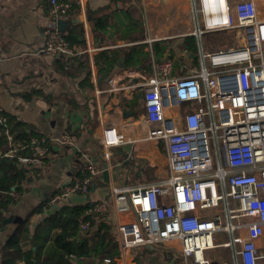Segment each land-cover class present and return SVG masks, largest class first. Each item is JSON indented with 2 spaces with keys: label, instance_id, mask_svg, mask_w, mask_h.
Here are the masks:
<instances>
[{
  "label": "built area",
  "instance_id": "obj_1",
  "mask_svg": "<svg viewBox=\"0 0 264 264\" xmlns=\"http://www.w3.org/2000/svg\"><path fill=\"white\" fill-rule=\"evenodd\" d=\"M48 1L42 53L51 59L72 57L78 51L56 25L66 18L68 5ZM189 7L185 36L195 38L196 63L181 50L180 57L189 63L176 66L172 47L166 49L155 62L154 77L140 85L142 124L102 129L105 160L112 147L161 141L167 164L166 176L111 187L106 200L88 202L95 221H103L109 209L115 216L111 230L119 257L104 259L105 264H122L123 253L141 245L173 252L190 264H264V18L254 0H189ZM219 32L233 33L234 43L206 48L203 36ZM5 123L0 113V125ZM5 134L7 156L27 148L31 155L19 156L20 166H45L50 151L46 138L32 137L21 146ZM59 142L71 145L68 132ZM98 175L85 166L53 201L86 193ZM119 214L133 218L121 221ZM89 225L86 221L81 227ZM216 249L227 258H211Z\"/></svg>",
  "mask_w": 264,
  "mask_h": 264
},
{
  "label": "crops",
  "instance_id": "obj_2",
  "mask_svg": "<svg viewBox=\"0 0 264 264\" xmlns=\"http://www.w3.org/2000/svg\"><path fill=\"white\" fill-rule=\"evenodd\" d=\"M76 2L79 5L76 16L62 19L67 24L58 31L62 34L73 24L81 25L90 70L89 86H84V73L68 77L55 65V59L42 53L43 30L49 22L48 0H0V113L27 125L50 144L45 166L32 182L23 186L22 194L4 214L5 218L24 219L34 206L51 200L60 187L80 177L85 166L99 171L86 193L77 192L49 202V206L54 205L52 209L33 214L29 220L31 230L53 214L55 206L100 202L108 198L111 187L136 186L167 174L164 142L112 147L105 160L102 129L124 122L142 124L140 85L154 77L155 62L161 57L154 55L155 42H167L173 48L178 54L176 66L185 62L178 45L188 31L189 0ZM254 2L258 16L264 18L260 9L264 0ZM138 32L141 34L135 38ZM146 39L152 40V44ZM65 132L72 139L69 146L59 142ZM105 164L110 172L106 190L102 188ZM118 218L130 221L133 216L119 214ZM114 220L109 209L103 221L94 222L111 227ZM13 229V224H0V251ZM224 256L227 258V254ZM120 260L122 264H190L173 252L145 245L128 249Z\"/></svg>",
  "mask_w": 264,
  "mask_h": 264
},
{
  "label": "trees",
  "instance_id": "obj_3",
  "mask_svg": "<svg viewBox=\"0 0 264 264\" xmlns=\"http://www.w3.org/2000/svg\"><path fill=\"white\" fill-rule=\"evenodd\" d=\"M60 2L68 5L67 18L76 16L79 9L76 0H61ZM49 9L50 6L47 13ZM111 19L110 15L108 20ZM136 34L135 38L140 36L141 32ZM61 35L78 53L72 57L62 56L55 59V65L68 77L84 73V86H89L87 82L90 70L87 54L84 53L85 38L81 25L73 24ZM132 35H129L130 38ZM181 42L178 48L193 54L192 62L196 63L195 38L185 36ZM167 44L162 41L155 42L153 44L154 55L160 57L169 47ZM168 49L171 50V47ZM5 118L6 123L0 125V224L5 218L4 214L19 199L23 186L32 182L33 177L40 170L26 169L18 163L19 156L31 155L27 148L19 149L14 156L6 155L7 146L8 150L10 146L5 131L14 143L21 146H27L29 140L32 137H38L39 134L14 117ZM47 160L45 158V162ZM53 198L34 206L24 219L14 225V229L1 248L0 264H104V259L113 260L119 257L111 227L102 222L95 224L93 215L88 213L89 203L84 206H55L53 214L46 216L40 225L31 230L29 228L31 216L52 209L54 205L51 207L48 204L55 202ZM86 221L90 223V227L84 230L81 226ZM55 231L59 232L54 235ZM72 255L75 256L74 261L70 259Z\"/></svg>",
  "mask_w": 264,
  "mask_h": 264
},
{
  "label": "rangeland",
  "instance_id": "obj_4",
  "mask_svg": "<svg viewBox=\"0 0 264 264\" xmlns=\"http://www.w3.org/2000/svg\"><path fill=\"white\" fill-rule=\"evenodd\" d=\"M260 9L264 11V4L263 2L260 5ZM260 11V10H259ZM235 41V36L233 33H226V32H219V34H206L203 36V43L206 48L214 49L216 47H222V46H229L232 45ZM173 57H177L178 54L173 50H171ZM177 60V59H176ZM178 61V60H177ZM180 61V60H179ZM186 63H189V60H185ZM151 142V141H149ZM225 252L222 249H216L214 254L210 253V257L212 258L213 255L218 258L219 256L224 255Z\"/></svg>",
  "mask_w": 264,
  "mask_h": 264
},
{
  "label": "water",
  "instance_id": "obj_5",
  "mask_svg": "<svg viewBox=\"0 0 264 264\" xmlns=\"http://www.w3.org/2000/svg\"><path fill=\"white\" fill-rule=\"evenodd\" d=\"M67 24V22L65 20H57V29L59 31L63 30V27ZM191 57H193V54H190ZM109 175L110 172L107 168V165H104V170L102 172V180H103V189H107L108 183H109ZM22 219L18 218V217H14V216H9L7 218H4V220L1 222V225L6 226L9 224H13L15 225L16 223L20 222Z\"/></svg>",
  "mask_w": 264,
  "mask_h": 264
}]
</instances>
